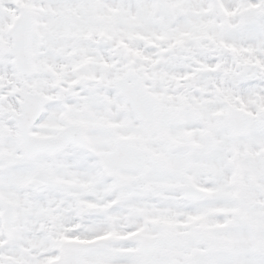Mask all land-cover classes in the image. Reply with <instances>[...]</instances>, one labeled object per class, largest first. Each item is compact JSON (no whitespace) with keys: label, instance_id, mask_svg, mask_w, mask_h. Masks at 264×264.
I'll use <instances>...</instances> for the list:
<instances>
[{"label":"snow or ice","instance_id":"1","mask_svg":"<svg viewBox=\"0 0 264 264\" xmlns=\"http://www.w3.org/2000/svg\"><path fill=\"white\" fill-rule=\"evenodd\" d=\"M0 264H264V0H0Z\"/></svg>","mask_w":264,"mask_h":264}]
</instances>
